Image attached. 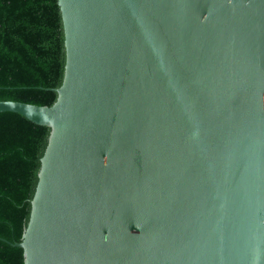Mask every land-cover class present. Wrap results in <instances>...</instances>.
I'll list each match as a JSON object with an SVG mask.
<instances>
[{"label":"water","instance_id":"1","mask_svg":"<svg viewBox=\"0 0 264 264\" xmlns=\"http://www.w3.org/2000/svg\"><path fill=\"white\" fill-rule=\"evenodd\" d=\"M57 3L23 264H264V0Z\"/></svg>","mask_w":264,"mask_h":264},{"label":"trees","instance_id":"2","mask_svg":"<svg viewBox=\"0 0 264 264\" xmlns=\"http://www.w3.org/2000/svg\"><path fill=\"white\" fill-rule=\"evenodd\" d=\"M64 33L57 0H0V100L51 105L63 79ZM49 127L0 111V264H23L30 214Z\"/></svg>","mask_w":264,"mask_h":264}]
</instances>
